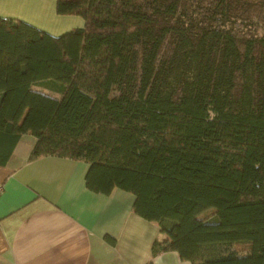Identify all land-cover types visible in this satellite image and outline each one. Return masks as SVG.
I'll return each instance as SVG.
<instances>
[{
	"label": "trees",
	"instance_id": "16d2710c",
	"mask_svg": "<svg viewBox=\"0 0 264 264\" xmlns=\"http://www.w3.org/2000/svg\"><path fill=\"white\" fill-rule=\"evenodd\" d=\"M55 12L84 26L54 37L0 17V159L29 133L31 160L87 163L90 191L129 192L158 224L151 259L264 264V0H55Z\"/></svg>",
	"mask_w": 264,
	"mask_h": 264
},
{
	"label": "crops",
	"instance_id": "0c3cea01",
	"mask_svg": "<svg viewBox=\"0 0 264 264\" xmlns=\"http://www.w3.org/2000/svg\"><path fill=\"white\" fill-rule=\"evenodd\" d=\"M34 143L23 134L0 159V264H191L173 251L151 259L165 237L133 212L131 193L90 191L87 163L31 160Z\"/></svg>",
	"mask_w": 264,
	"mask_h": 264
},
{
	"label": "rangeland",
	"instance_id": "374dc122",
	"mask_svg": "<svg viewBox=\"0 0 264 264\" xmlns=\"http://www.w3.org/2000/svg\"><path fill=\"white\" fill-rule=\"evenodd\" d=\"M0 17L17 19L54 37L84 26V20L80 16L56 14L55 0H0ZM169 50L170 41L167 40L160 50L159 57L166 56ZM32 89L57 96L38 86Z\"/></svg>",
	"mask_w": 264,
	"mask_h": 264
},
{
	"label": "built area",
	"instance_id": "2783aa9c",
	"mask_svg": "<svg viewBox=\"0 0 264 264\" xmlns=\"http://www.w3.org/2000/svg\"><path fill=\"white\" fill-rule=\"evenodd\" d=\"M2 193V187H1V185H0V194Z\"/></svg>",
	"mask_w": 264,
	"mask_h": 264
}]
</instances>
